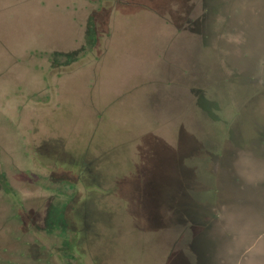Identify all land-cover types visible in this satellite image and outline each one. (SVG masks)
<instances>
[{
    "label": "rangeland",
    "instance_id": "1",
    "mask_svg": "<svg viewBox=\"0 0 264 264\" xmlns=\"http://www.w3.org/2000/svg\"><path fill=\"white\" fill-rule=\"evenodd\" d=\"M213 256L264 264V0H0V264Z\"/></svg>",
    "mask_w": 264,
    "mask_h": 264
},
{
    "label": "trees",
    "instance_id": "2",
    "mask_svg": "<svg viewBox=\"0 0 264 264\" xmlns=\"http://www.w3.org/2000/svg\"><path fill=\"white\" fill-rule=\"evenodd\" d=\"M218 249H219V247H218ZM209 263H210V264H225V263L223 262V260L218 259V258L215 257V256H213V257L207 259V264H209Z\"/></svg>",
    "mask_w": 264,
    "mask_h": 264
},
{
    "label": "flooded vegetation",
    "instance_id": "3",
    "mask_svg": "<svg viewBox=\"0 0 264 264\" xmlns=\"http://www.w3.org/2000/svg\"><path fill=\"white\" fill-rule=\"evenodd\" d=\"M250 43H251V41H250ZM248 44H249V43H248ZM251 44H253V42H252Z\"/></svg>",
    "mask_w": 264,
    "mask_h": 264
}]
</instances>
